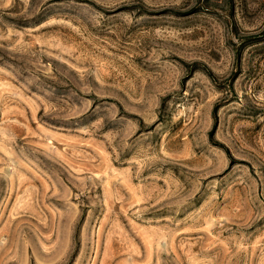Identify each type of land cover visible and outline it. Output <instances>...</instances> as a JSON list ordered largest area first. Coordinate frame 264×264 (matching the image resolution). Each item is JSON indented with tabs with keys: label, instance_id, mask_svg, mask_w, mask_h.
<instances>
[{
	"label": "rangeland",
	"instance_id": "374dc122",
	"mask_svg": "<svg viewBox=\"0 0 264 264\" xmlns=\"http://www.w3.org/2000/svg\"><path fill=\"white\" fill-rule=\"evenodd\" d=\"M0 264H264V0H0Z\"/></svg>",
	"mask_w": 264,
	"mask_h": 264
}]
</instances>
